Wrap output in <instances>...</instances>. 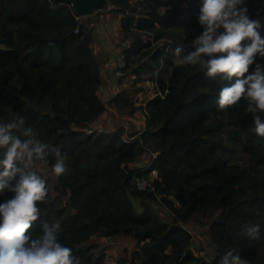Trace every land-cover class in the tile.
Returning a JSON list of instances; mask_svg holds the SVG:
<instances>
[{"label":"trees","instance_id":"1","mask_svg":"<svg viewBox=\"0 0 264 264\" xmlns=\"http://www.w3.org/2000/svg\"><path fill=\"white\" fill-rule=\"evenodd\" d=\"M106 2L120 16L126 63L120 77L113 75L118 91L110 107L126 108L143 82L155 87L132 113L123 112L136 127L126 137L121 123L113 129L103 123L105 54L84 19L63 0H0V122L24 116L17 134L31 127L36 139L60 151L67 168L54 174L51 188L40 173L48 196L30 235L39 238L43 223L59 220L58 240L79 264H219L228 251L264 264V138L250 131L243 99L218 110L220 89L234 80L209 78L199 64L173 63L175 48L192 51L201 32V0L99 6ZM246 5L264 24V13L255 15L264 0ZM147 153L149 161L136 167ZM54 163L53 153L35 165L52 171ZM136 178L149 181L145 190L135 187ZM13 195L6 189L0 203ZM198 226L207 229V252L197 249ZM254 226L257 239L248 233ZM106 239L121 242L112 262L98 244Z\"/></svg>","mask_w":264,"mask_h":264},{"label":"clouds","instance_id":"2","mask_svg":"<svg viewBox=\"0 0 264 264\" xmlns=\"http://www.w3.org/2000/svg\"><path fill=\"white\" fill-rule=\"evenodd\" d=\"M264 5L255 15L261 17ZM201 32L192 42V51L184 53L175 48L173 63L177 67L197 65L206 69L209 78L220 76L233 81L219 91L218 110L225 111L242 99L252 117L250 131L264 138V37L261 19L249 14L246 0H201L198 12ZM19 113L6 123L0 122V193H14L0 203V264H79L71 247L61 244L59 220L42 224V235L33 238L30 230L40 219L38 206L46 201V180L35 168V162L48 163L55 154L52 172L60 176L67 171L60 151L49 143L35 138L31 127L17 134L25 124ZM51 149V152L46 151ZM23 165V167H21ZM18 177V179H17ZM15 181L14 186H10ZM254 239L259 226L249 227ZM219 264H249L239 253L228 251Z\"/></svg>","mask_w":264,"mask_h":264},{"label":"rangeland","instance_id":"3","mask_svg":"<svg viewBox=\"0 0 264 264\" xmlns=\"http://www.w3.org/2000/svg\"><path fill=\"white\" fill-rule=\"evenodd\" d=\"M109 13H111V12H107L106 14H109ZM106 14H104V16H102L101 23L106 21L105 17H109V19H110V18H112L115 15L114 13H111L109 15H106ZM90 17H95V16H90ZM89 18H87V19H89ZM114 42L115 43L117 42L116 44H118V41L116 39L113 40V43ZM113 80H112V83L116 84ZM122 83H124V82H122ZM149 83H150L149 81H146V82H143V83L139 84L137 86V88L139 89L137 94L133 98H128L127 100H125L126 101V103H125L126 104V108H121L120 110H115L116 108L113 109L112 107H110L111 106L110 101H111V99L114 96L113 94H108V93L101 94L100 96H101V98L103 100L102 102L105 103V104L108 103V104H106L107 105L106 106V110H107L106 111V116H104V118H103L104 125L107 128H112L113 129V128H115L116 125H120V124H117V123H121V126L124 128V131H125V137H126L127 134L133 133L135 128H136L135 124H134V122H132L128 118V115L124 114L123 112H129L130 113L131 109H133L134 107L139 105L140 102H138V99L140 98L141 95H143V94L146 95V93L149 91V89H148V84ZM121 87H123V85ZM126 87H127V85H126ZM151 93L152 92L150 90L149 93H147V95L151 96L152 95ZM125 97H126V94H125ZM150 158H151V154L147 153V154H145V156L140 157L134 164H135L136 167H142L141 165L143 163H145L146 161H149ZM22 167H23V165H22ZM35 168H36V170L39 171V173H41L42 175L46 176L47 179H49L48 184H49V186L51 188L52 183L54 181V173L51 170H49V168H44V167H41L39 165H35ZM151 177H155V172H153L151 174ZM176 205L180 209L179 204L176 203ZM197 219H198L197 216H195L194 220L191 222L192 226H196L195 222L197 221ZM191 224L189 223L187 226H185L190 232H192V228L189 227V225H191ZM197 231H199L200 239L202 240L201 244H199L197 246V249H199L200 251H203V252H207L206 248H207V243L209 242V240H208L209 238H208L207 233H206L207 229L198 226V230ZM199 240H197V241H199ZM98 244L101 247H103V248L105 247L106 248L105 249V253L107 255L108 262H112L114 260L115 252L118 251L119 249H121V247H122L121 246V242L118 243V242L110 241V240H107V239L106 240H98Z\"/></svg>","mask_w":264,"mask_h":264},{"label":"crops","instance_id":"4","mask_svg":"<svg viewBox=\"0 0 264 264\" xmlns=\"http://www.w3.org/2000/svg\"><path fill=\"white\" fill-rule=\"evenodd\" d=\"M91 16H95L96 18L89 16L90 18L83 17L81 19H84L86 25L92 30L93 34L95 35L94 43L96 48L102 50L105 54L104 61L101 64L102 69L106 72V74H103V80L105 81V84L102 89V94L108 93L115 95L118 91V84L112 83V80L114 79L113 63L116 53L120 51L119 47L122 46L120 41L123 38V33L121 32L120 26V16L118 14H115L110 19L109 17H105L106 21H104L103 23H101V15L93 14ZM114 39L118 41V44H116L117 42L113 43ZM148 89L149 91L151 90V94H153V92L155 91L153 83L148 84ZM149 91L147 93H149ZM101 101H103L102 98Z\"/></svg>","mask_w":264,"mask_h":264},{"label":"built area","instance_id":"5","mask_svg":"<svg viewBox=\"0 0 264 264\" xmlns=\"http://www.w3.org/2000/svg\"><path fill=\"white\" fill-rule=\"evenodd\" d=\"M115 8V6L110 3V2H106L104 6H99L98 9L96 10L95 14L97 15H101V14H105L107 12L112 11ZM74 33H77V30H74ZM126 63H125V58L124 55L121 51L117 52L115 57H114V63H113V73L115 75L116 78L120 77L122 75V70L125 68ZM151 83V82H150ZM154 94V92H153ZM159 94V93H158ZM96 126V123H92L90 125V131L91 129H93ZM149 185V181L148 180H144V179H135V187L139 190H145L147 188V186Z\"/></svg>","mask_w":264,"mask_h":264},{"label":"water","instance_id":"6","mask_svg":"<svg viewBox=\"0 0 264 264\" xmlns=\"http://www.w3.org/2000/svg\"><path fill=\"white\" fill-rule=\"evenodd\" d=\"M70 4L76 18L89 17L95 14L103 0H63Z\"/></svg>","mask_w":264,"mask_h":264},{"label":"bare ground","instance_id":"7","mask_svg":"<svg viewBox=\"0 0 264 264\" xmlns=\"http://www.w3.org/2000/svg\"><path fill=\"white\" fill-rule=\"evenodd\" d=\"M34 134H35V132H34Z\"/></svg>","mask_w":264,"mask_h":264}]
</instances>
